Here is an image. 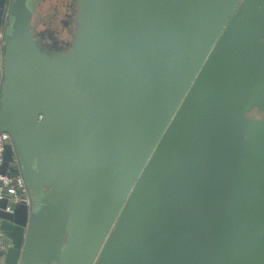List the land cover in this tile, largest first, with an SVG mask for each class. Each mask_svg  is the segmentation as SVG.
Wrapping results in <instances>:
<instances>
[{
  "label": "water",
  "instance_id": "1",
  "mask_svg": "<svg viewBox=\"0 0 264 264\" xmlns=\"http://www.w3.org/2000/svg\"><path fill=\"white\" fill-rule=\"evenodd\" d=\"M39 2L4 28L26 195L0 199V264H264V0H77L61 53Z\"/></svg>",
  "mask_w": 264,
  "mask_h": 264
},
{
  "label": "flooded vegetation",
  "instance_id": "2",
  "mask_svg": "<svg viewBox=\"0 0 264 264\" xmlns=\"http://www.w3.org/2000/svg\"><path fill=\"white\" fill-rule=\"evenodd\" d=\"M37 8L33 16V29L39 39L40 43L52 53H61L66 51L73 39L75 30V19H76V8L77 0H66L65 6L66 11H63V15L57 18L54 25L48 24L47 21L38 18L36 25L34 24L35 14L40 5ZM63 34L65 36H63Z\"/></svg>",
  "mask_w": 264,
  "mask_h": 264
},
{
  "label": "built area",
  "instance_id": "3",
  "mask_svg": "<svg viewBox=\"0 0 264 264\" xmlns=\"http://www.w3.org/2000/svg\"><path fill=\"white\" fill-rule=\"evenodd\" d=\"M11 0H7L4 12L1 19L0 26V82H1V59L3 55L4 45V28L8 20V8ZM11 140L6 132L0 131V167L3 162V151L6 144H10ZM12 165L17 166L16 158L13 159ZM21 194L26 195L25 184L19 170L12 172L10 175H6L0 172V199L7 197L9 203L5 207V211L11 212L12 206L15 202L21 200ZM27 200V197L24 198ZM6 244L2 241V235L0 233V248L3 249Z\"/></svg>",
  "mask_w": 264,
  "mask_h": 264
},
{
  "label": "rangeland",
  "instance_id": "4",
  "mask_svg": "<svg viewBox=\"0 0 264 264\" xmlns=\"http://www.w3.org/2000/svg\"><path fill=\"white\" fill-rule=\"evenodd\" d=\"M66 0H43L35 14V22L38 18L43 19L47 21L48 24L54 25V22L57 21V18L61 17L63 15V11H66L65 4ZM63 36H65L63 34ZM253 117H259V113L253 111L250 114Z\"/></svg>",
  "mask_w": 264,
  "mask_h": 264
}]
</instances>
